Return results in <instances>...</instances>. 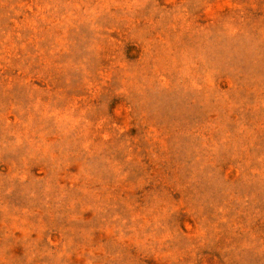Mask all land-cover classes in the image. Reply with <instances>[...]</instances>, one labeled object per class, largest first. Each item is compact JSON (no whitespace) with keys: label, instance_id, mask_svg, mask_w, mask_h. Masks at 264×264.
<instances>
[{"label":"rangeland","instance_id":"374dc122","mask_svg":"<svg viewBox=\"0 0 264 264\" xmlns=\"http://www.w3.org/2000/svg\"><path fill=\"white\" fill-rule=\"evenodd\" d=\"M0 264H264V0H0Z\"/></svg>","mask_w":264,"mask_h":264}]
</instances>
